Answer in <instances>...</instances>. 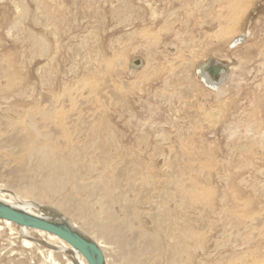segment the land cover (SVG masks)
<instances>
[{
    "label": "rangeland",
    "instance_id": "obj_1",
    "mask_svg": "<svg viewBox=\"0 0 264 264\" xmlns=\"http://www.w3.org/2000/svg\"><path fill=\"white\" fill-rule=\"evenodd\" d=\"M235 1L24 0L25 7L20 3L17 8L12 0H0L1 122H26L27 114L41 107H59V101L70 113L81 111L85 124L96 132L93 138L100 137L98 150L89 149L88 144L83 148L92 151L90 160L97 161L106 174L100 187L108 186L111 194L104 208L116 217H123L120 198L131 190L133 178H129L135 177L134 172L141 175L143 169L153 176L156 169L164 173V156L178 183L195 184L202 196L210 198V203L193 206L188 226L191 241H184L189 247L186 264L234 261L229 256H236L237 264H253L254 258L264 255V146L247 127L264 132V0H248L241 12L231 14ZM153 5L159 15L156 25L145 28L151 23L152 19H146ZM142 14L147 15L143 22ZM247 34L242 44L229 48L233 39ZM29 36L47 45L34 43L32 37L30 42ZM204 61L225 68L216 78L206 73L211 84L226 83L221 88L228 94L221 102L214 101L195 77V68ZM131 66L137 67L133 75ZM104 127L115 129L117 140L128 148H140L137 155L143 160L135 163L136 150L130 148L121 162L111 161L117 151H103L101 144L112 147L114 136H103ZM3 132L13 136L15 130ZM0 136L5 141L6 135ZM82 138L87 142L91 137ZM174 146H179L180 156L183 152L182 159L174 158ZM7 152H0V183L8 185L6 171L16 161L1 157ZM151 160L157 163L152 172L147 162ZM116 173L119 177L113 179ZM167 173L161 174L165 182ZM135 178L134 193L140 192L143 203L137 204L135 195H127L124 203L130 209L129 223L141 238L105 232L111 248L106 251L113 264H178L174 248L187 228L182 210L174 202L159 204L161 199L153 194L159 187L150 191L149 180L144 179L141 189L142 180ZM41 203L54 207L46 198ZM77 216L75 224L86 225L83 215ZM160 225L164 243L170 227L180 225L183 231L173 236L169 246L165 244L163 257L156 262L150 234ZM29 235L34 242L40 241ZM24 237L19 230L1 226L0 258L6 254L0 263L18 259L24 264H48L40 253L33 255L23 246ZM60 255L70 258L67 252Z\"/></svg>",
    "mask_w": 264,
    "mask_h": 264
},
{
    "label": "bare ground",
    "instance_id": "obj_2",
    "mask_svg": "<svg viewBox=\"0 0 264 264\" xmlns=\"http://www.w3.org/2000/svg\"><path fill=\"white\" fill-rule=\"evenodd\" d=\"M140 1H144V0H140ZM214 1L216 2V0ZM226 1H229L228 3H230L232 0H226ZM12 2H14V5L17 8H19L18 6L20 3L23 4V7H25L24 0H19L18 2L12 0ZM246 2L248 3V0H236L235 6L233 5L232 9L230 10V13L232 11H233V14H237L241 12L240 10L244 8L243 5H246ZM127 7L129 8V6ZM151 10L152 11H150L148 15V19L146 20H151V19L152 20H151V23H149L145 28H147L148 26L156 25V20L159 15L153 11L154 5L151 7ZM196 11L197 10H195V12ZM154 17L155 19L153 20ZM145 18H147V15L142 14V17H140V21L142 22L145 21ZM145 33H147V30L145 31ZM248 34L242 35L238 38L233 39L229 44L230 45L229 48H234L242 44L247 38ZM31 37L32 36H29L28 38V41L30 42H31ZM32 39L34 43L41 44V45L44 44L45 46L47 45L45 42L43 43V40L37 41V36H33ZM206 64L207 63H205V61L201 62L198 65V67L195 68V77L199 80L201 86L206 88L210 92V94L213 95V96L207 95V97L211 96L213 97L214 101L221 102L220 100L224 99L228 94V93H225L224 90L221 88L226 83H224L221 86L211 84L207 76L203 74L200 70L201 67H203ZM140 66L143 68L145 65L140 64ZM129 68L133 75L137 67L131 66ZM230 68L234 69L235 67L232 66ZM60 104H61V101H59V107L51 106V108H48V109H44L43 107H41L40 109H37L38 108L37 107L36 108L37 110L33 111L31 114L26 115V117L28 118L26 122L23 120L22 121L18 120V121L3 123L1 122V119H0V130H2L0 131V135L2 134L6 135L4 137L5 141H0V152H2L3 150H8V152L2 155L1 157H8V158L10 157L12 160L16 161V165L13 168L8 169L6 171L7 177L10 180L9 182H7L8 185L0 183V202L14 209H17L24 213L35 216V217H39V218H43V219L51 220V221L64 222L68 224L72 229L79 232L80 234L90 239L91 241L95 242L99 246V248L103 252L105 264H113L111 261L112 258L109 255V252L106 251V249H111V248L107 246L109 244L106 242L104 233L108 232L109 235L123 233L126 235H130V237H132L133 240H137L141 238V233L135 231V228H133V226L129 223V220L126 214L128 213V210L130 209L127 207L124 201L127 198V195H132V196L135 195L137 204H142L143 198L139 195L140 192L136 194L134 193V190L136 188L135 186L137 184L136 183L137 179L135 177H139L138 179L142 180L140 182L141 189H143L144 187V183H143L144 179L149 180L146 186L151 188L150 191L159 187L157 190L153 192V194H157L158 198L161 199V201L159 200V204L161 203L163 206H166L165 204H168V202H174L175 206H177L176 208L179 209L180 207V209L182 210V214H183L182 217L185 220L183 222L187 223V228L184 229L182 238H178L176 240V247L174 248V252L176 253L178 264H186L187 261L189 260V247L186 246L184 241L185 240L191 241L190 237H191L192 231L189 232L188 228L190 227L189 225H190L191 215L193 211V206L195 204L204 205L206 203H210V200H209L210 198H208V195L202 196L201 192L199 191V188H197V185L195 184L188 185L186 183H183V184L178 183L175 178L176 176L173 174L171 170L169 171V166H168L169 161L165 159L164 156L162 155L164 159L163 162L165 165L163 166L165 167L166 171H168V173L166 171L163 173L159 171V169H156L157 171L156 170L155 171L157 175L153 176V174H148L145 172V169H143V172L141 173V175H139L137 172H134L135 173V177H134L131 174L132 176L129 178V179L133 178L132 185L130 186L131 190L127 191L126 196L123 195L120 198L121 208L123 210V217H116V215L110 214L106 210V208H104V204L106 200L108 199V196L111 194V190H109L108 186L106 189L100 187L101 181L105 177L106 174L103 175V173L99 170V168L97 167V163H98L97 161L90 160V158L93 155H92V151L89 149H93L94 151L98 150L100 137L98 135L97 139L93 138L96 135V132L94 131L92 125L85 124V122L83 121V119L85 118H83L81 111L70 113L66 111L68 109L65 110V108H62ZM150 110H151V107H150ZM253 124L252 126H254ZM247 127H249L251 131L257 135L256 137L259 139L257 140L258 142H260V145L264 146V132L261 133L259 131L260 133H257L252 130L253 129L252 127L250 126H247ZM104 128L107 131H104L102 133L103 136L104 135L106 136L108 135L111 137L114 136L112 147L110 146L109 148L107 147L105 148V144L100 143L103 146V149H102L103 151L105 149L107 150L109 149L111 151H114V150L117 151V154L113 156V159H111V161H114L115 163L121 162L123 160V156L127 154L128 152L127 149L136 150L135 151V155H136L135 163H139L141 162L140 160H143L140 156H138L139 155L138 153L142 151L140 148H136L135 145L134 147L133 146L130 147L132 149L128 148L129 147L128 145L122 144L120 140H117L118 134L115 129L113 130L111 127H104ZM6 129H11V131L15 130V133L13 134V136H10L7 132H3V130H6ZM83 130H86V131L84 132ZM83 136H85V139L88 137H91V138H89L87 142L81 141L84 139L82 138ZM106 136L104 137L105 139H106ZM189 136L191 137V135ZM58 138H62L63 141L62 140L57 141ZM143 138L147 140L148 137L144 136ZM110 141H112V139ZM181 141H183V139ZM5 142L10 143V144L6 145ZM163 142L165 141L163 140ZM254 142L256 141L254 140ZM63 144H65V148H66L65 152H63L64 150ZM86 144L89 145V149L83 148V145H86ZM182 145H180L181 148H182ZM171 146L172 144L170 145V147ZM176 147L177 148H175V146L173 147V150H172L173 156L174 158H177V156H179V159H182L183 152L181 153V156H180L179 151H178L179 146H176ZM58 152L61 156L57 155ZM189 156H191V154L188 155L187 157ZM94 157H96L97 159L100 158L98 154H95ZM147 162H150L149 167H150V171L152 172V169H154V167L157 166V163L153 160L147 161ZM146 165H148V163H146ZM234 168H237V167H234ZM121 173L122 175H125V171H121ZM166 173L169 179H167V181L165 182V179L162 178V175H165ZM118 177H119L118 173L112 176L113 179H116ZM159 179L162 182V184L160 183ZM182 179L183 178H181V180ZM116 190L117 192L120 191V189H116ZM148 191H149V188H148ZM101 192H103V195H101ZM5 196L7 197V199L5 198ZM111 197L113 196L111 195ZM44 198L47 199L48 203L50 204L51 202L53 203V206H54L53 209L42 205L41 200H44ZM234 199L238 201L236 197ZM127 201L129 202V200ZM75 215H78L76 218H80L83 215L82 217L86 219L87 221L86 225L85 223H83V225L81 224V227L77 226L74 221ZM70 217H72L73 220ZM117 219L119 221H117ZM138 219H139L138 215L134 216L135 221H137ZM0 224L6 226L8 230L9 229L11 231L13 230V232L14 230H17V231L19 230L20 233L23 236H25L24 239L21 240V243L23 244V246L29 249L31 254L33 255L35 254L34 252L40 253L41 255L40 258H42L44 263L62 264L61 262H63V264H86L83 257L76 250L71 248L69 245H67L65 242H63L61 239H59L56 236H53L51 234L45 233L40 230L22 228V227L16 226L13 223H10L8 221L1 220V219H0ZM2 225H0V229ZM155 228L156 229L155 231H153V234H150V235H151L153 247L155 250L154 261L158 262L162 259L163 253L165 252V247H164L165 244L167 243V246H169L170 242L173 241L174 239L173 236L175 234H180L183 230L180 231V225H178L177 229H174V227H170L165 234L166 242L164 243V239L161 237L162 234L164 233L163 229H161L162 228L161 225H160V228L159 227H155ZM29 233H33L34 235L38 236L40 241L35 240L34 242V240L31 238L32 236L31 237L30 235L27 236ZM42 241H43V244L41 245ZM200 251L203 252L202 249ZM64 252H67L70 258H66L60 255L61 253L64 254ZM260 256L259 258L257 257L258 259H255V258L253 259V262H255L253 264H263L264 263V255H262L261 257ZM3 257L0 259H3ZM20 257H22V255ZM60 259H62L61 262H60ZM228 259L230 260L233 259L235 263L234 261H226V262H223V264H237L235 260L236 256H229ZM243 260L245 261V259ZM242 261L240 263H242ZM237 262H239L238 259H237ZM7 263L8 264H24L25 262L19 261L18 259L16 261H13L10 259V262H7ZM170 263H175V261H170ZM244 264L246 263L244 262Z\"/></svg>",
    "mask_w": 264,
    "mask_h": 264
},
{
    "label": "water",
    "instance_id": "obj_3",
    "mask_svg": "<svg viewBox=\"0 0 264 264\" xmlns=\"http://www.w3.org/2000/svg\"><path fill=\"white\" fill-rule=\"evenodd\" d=\"M201 72L207 76L218 77L225 73L222 66H210L209 63L201 67ZM0 219L15 224L22 228L40 230L45 233L58 237L71 248L76 250L85 260L86 264H105L103 252L99 246L86 238L79 232L72 229L64 222H57L35 217L14 209L0 202Z\"/></svg>",
    "mask_w": 264,
    "mask_h": 264
}]
</instances>
